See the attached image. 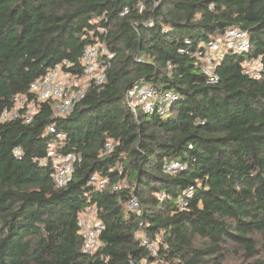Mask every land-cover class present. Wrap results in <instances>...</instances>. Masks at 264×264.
<instances>
[{"label": "trees", "instance_id": "1", "mask_svg": "<svg viewBox=\"0 0 264 264\" xmlns=\"http://www.w3.org/2000/svg\"><path fill=\"white\" fill-rule=\"evenodd\" d=\"M232 26L248 31L251 51H230L209 83L195 53ZM97 38L112 64L68 115L37 102L31 122H0V264H264V68L244 72L247 57L264 65V0H0V115L56 64L82 73ZM144 83L179 95L167 116L128 107V89ZM50 124L67 134L63 152L82 155L64 187L40 160ZM173 159L185 165L175 174L163 167ZM91 205L105 229L86 254L78 217Z\"/></svg>", "mask_w": 264, "mask_h": 264}, {"label": "built area", "instance_id": "2", "mask_svg": "<svg viewBox=\"0 0 264 264\" xmlns=\"http://www.w3.org/2000/svg\"><path fill=\"white\" fill-rule=\"evenodd\" d=\"M142 8L143 5H141V10ZM128 12L129 8L126 6L121 15ZM147 24L152 25L153 22L149 21ZM99 31L105 33L103 28ZM186 42L191 43L189 39ZM180 51L184 50L181 49ZM230 51L245 56L249 54L251 39L248 31L238 26L229 27L223 33L203 42L196 51V62L200 65L209 83L219 81L216 67ZM114 56L108 49L106 42L97 38L84 48L82 73H76L68 69L72 66V63L67 60L56 64L45 75L31 83L28 95L18 94L14 97V106L7 107L2 111L0 122L18 118H23L25 123L31 122L36 113L37 102H50L54 117L68 115L84 97L90 86L101 85L105 81L107 69L111 66ZM263 68L261 56L247 57L244 62V72L252 78L260 77ZM179 98V95L171 90L156 88L146 83L135 84L126 93V103L135 115H138V110L141 109L146 113H158L167 116L171 107ZM47 129L53 136L49 139L46 156L40 160L43 163L51 161L54 182L56 186L64 187L71 181L74 164L82 160V155L77 152H63L59 144L64 142L67 134L59 131L53 124L48 125ZM114 146L113 141H107L106 152L112 151ZM14 154L21 158V147H15ZM163 167L167 172L175 174L183 170L185 165L180 160L173 159L165 160ZM116 170L119 175H123L122 165H117ZM90 181L93 185L102 188L109 182V178L99 177L95 174ZM127 183L126 178L120 180L113 184V189L119 190ZM193 193L194 189L190 187L186 191V197L192 196ZM185 203V201H181L182 205H185ZM128 207L133 212L140 213L141 211L139 201L135 196L129 200ZM78 225L84 240L82 251L86 254L94 253L103 244L100 235L105 229V223L96 215L95 205L89 206L79 214ZM137 235L152 254L156 255V244L149 242L144 232H139Z\"/></svg>", "mask_w": 264, "mask_h": 264}]
</instances>
